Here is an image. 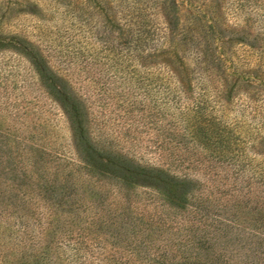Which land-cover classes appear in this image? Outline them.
Listing matches in <instances>:
<instances>
[{"label": "trees", "instance_id": "1", "mask_svg": "<svg viewBox=\"0 0 264 264\" xmlns=\"http://www.w3.org/2000/svg\"><path fill=\"white\" fill-rule=\"evenodd\" d=\"M110 1L0 33L59 114L0 126V264H264V0Z\"/></svg>", "mask_w": 264, "mask_h": 264}, {"label": "rangeland", "instance_id": "2", "mask_svg": "<svg viewBox=\"0 0 264 264\" xmlns=\"http://www.w3.org/2000/svg\"><path fill=\"white\" fill-rule=\"evenodd\" d=\"M36 1L40 2L37 8L34 7ZM12 3L16 5L13 6ZM31 12L33 14L29 15ZM57 13L53 9H47L43 0H0V33L20 32L36 39L34 35L43 25L58 35L62 41L60 44H67L68 40L61 38L62 32L56 30L57 26H61L60 30L66 28L60 21V13ZM83 17L86 19L85 15ZM181 18L184 21L183 17ZM67 22L69 23L68 17L64 23ZM228 24L236 25L232 20H228ZM45 100L29 73L27 63L10 52H0V126L17 129L24 120L25 123L32 125L31 119L34 121V114L39 110L45 111L48 117L53 115L58 117V110ZM23 112L29 113L23 115Z\"/></svg>", "mask_w": 264, "mask_h": 264}]
</instances>
